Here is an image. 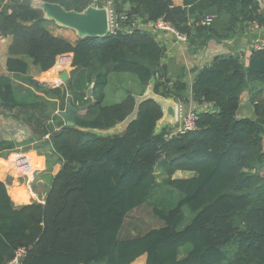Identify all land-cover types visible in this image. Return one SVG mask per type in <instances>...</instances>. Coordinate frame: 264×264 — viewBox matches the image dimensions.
<instances>
[{"label": "trees", "instance_id": "obj_1", "mask_svg": "<svg viewBox=\"0 0 264 264\" xmlns=\"http://www.w3.org/2000/svg\"><path fill=\"white\" fill-rule=\"evenodd\" d=\"M42 1L76 11L93 2ZM108 1L118 15H127L120 18L123 29L73 43L50 33L29 0H0V32L13 36L7 71L0 74V115L14 116L41 137L29 178L17 185L10 175L0 179V264L20 247L27 250L21 264H132L144 254L148 264H264V49L252 51L247 62L239 53L216 55L188 83L169 78L165 46L136 24L162 18L189 41L205 45L214 37L232 39L249 25L264 27V8L257 0H184L183 6L172 0H97V5ZM208 13L215 14L214 22L199 24ZM16 55L29 56L42 71L52 69L44 80L58 82L63 69L70 77L47 86ZM114 72L134 74L139 93L154 78L157 93L187 108L191 102L211 108L197 111V129L174 134L172 126L156 131L161 108L145 101L124 133L103 136L93 130L114 126L135 105L132 91L105 103ZM244 91L255 118L237 117ZM68 103L78 108L74 126L55 113ZM55 117L63 121L58 131L50 123ZM13 147L0 142V150ZM158 166L166 173L161 181ZM177 170L197 175L173 179ZM172 192L181 198L170 207ZM11 195L32 201L17 205ZM145 205L158 225L122 237L127 218Z\"/></svg>", "mask_w": 264, "mask_h": 264}, {"label": "crops", "instance_id": "obj_2", "mask_svg": "<svg viewBox=\"0 0 264 264\" xmlns=\"http://www.w3.org/2000/svg\"><path fill=\"white\" fill-rule=\"evenodd\" d=\"M9 1L10 0H6V2ZM172 1L174 5L177 6L184 5V0H172ZM42 2H43L42 0H29V3L33 7L37 8L42 12L43 17L47 20L45 26L50 33H52L55 36L65 38L73 43L76 42L78 39H80L76 30L62 26L53 19L46 18L43 9L41 8ZM136 24L139 27L143 26L146 30L152 32L156 36V39L165 46L166 54L164 57V61L166 62L168 67L169 78L171 79L182 78L183 80H187L188 83L192 82L195 72L198 71L204 65H208L213 59V57L216 55L225 54L228 52L239 53L242 56L243 61L247 62L250 54L253 51L254 38L261 37L264 40V27L255 28L253 25L246 26L243 31L239 32L232 39L221 41L214 37L211 38L207 44L200 45L197 42H195L196 41L195 39L193 42L179 41L170 32L155 28L153 23L142 24L141 20L138 19L136 20ZM12 43H13L12 35H4L0 32V74L5 73L7 71V61L12 56L10 54V47ZM14 57H18L24 60L25 62H27L29 75L33 76L35 79L39 80L42 83L43 82L49 83L50 85L47 86L56 87L60 85V83L65 84L67 81H62V79L59 77L60 73L63 72L64 70H67L69 72V77H70V71L68 69H63L60 70L58 73V80H59L58 82L48 81L49 79L44 80V75L50 72L52 69L46 72L42 71L40 67L36 66L33 60L27 55H16ZM193 69L194 71H192ZM10 76L12 77L13 75L11 74ZM137 93H139V91H137ZM49 100L50 102L58 101V99L55 98H49ZM188 105L198 112L211 108V106H209L208 104L197 105L191 102ZM66 109L67 108L60 109V107H58L55 113L57 111L58 112L65 111ZM60 117L63 119L61 115ZM237 117L238 118L256 117L254 105L250 101L249 91H244L241 95L240 107L237 112ZM63 121L66 122L64 119ZM63 121L60 120L59 117L58 118L55 117V119L51 120L50 123L53 124L54 128H56L57 126L61 127L60 124ZM32 138L35 141L28 143L29 140H32ZM40 139L41 137L39 136L34 137L30 127L24 125L21 121L14 118V116L0 115V142L6 141V142L14 143L13 148L0 150L1 180H6L7 176L10 175L14 178L13 184L17 185V182L15 181H20L21 179L26 180L29 178L27 173V168L29 166L26 168L25 172L22 173H15L13 171L4 172L7 171L8 169L3 170V168L8 165L7 162L14 155L28 156L29 159L37 160V158L40 156L36 154L34 146L36 145L35 143L38 142ZM24 147H29L30 150L24 152L23 150ZM44 164H46V161H44ZM59 167L60 165L58 164L56 165L55 169L58 170ZM156 175L159 181L163 180L166 177V173L159 166L156 167ZM196 175L197 173L195 171L177 170L173 174L172 178L187 179L194 177ZM12 188L15 189L17 187H12ZM16 193L18 194L17 190ZM11 197L17 205L31 203L32 201L30 198H28V200H20L19 198L16 199V197L12 195ZM132 264H148L147 254L141 255Z\"/></svg>", "mask_w": 264, "mask_h": 264}, {"label": "water", "instance_id": "obj_3", "mask_svg": "<svg viewBox=\"0 0 264 264\" xmlns=\"http://www.w3.org/2000/svg\"><path fill=\"white\" fill-rule=\"evenodd\" d=\"M126 8L128 3L125 4ZM41 8L48 19H53L62 26L76 30L79 38L84 37H104L109 34L108 11L106 7L89 6L83 11L68 10L60 3L46 2L41 3ZM130 27L126 26V30ZM140 29H144L140 26ZM194 38L191 39V42ZM194 71V69L192 70ZM59 77L62 81H67L69 72L64 70ZM155 79L152 78L142 93L133 94L135 105L133 111L122 121L107 129H95L98 134L103 136L120 135L124 133L130 123L134 121L139 113L140 106L143 102L153 100L161 108L162 116L156 124V131H160L167 126H177L179 121V102L174 97L165 96L155 91ZM94 84L87 89V95L91 96ZM78 108L72 103H68L67 109L60 112V115L66 121L67 126L75 125V114Z\"/></svg>", "mask_w": 264, "mask_h": 264}, {"label": "rangeland", "instance_id": "obj_4", "mask_svg": "<svg viewBox=\"0 0 264 264\" xmlns=\"http://www.w3.org/2000/svg\"><path fill=\"white\" fill-rule=\"evenodd\" d=\"M110 82L106 88V99L105 103L113 104L118 101H121L123 97L127 94V91H132L133 94H138L137 91H142L141 85L138 83L137 77L134 74L130 73H111L110 74ZM180 123L178 121V127ZM177 127V126H174ZM176 128H173L175 130ZM24 152L30 150L29 147H24ZM20 152V151H19ZM8 165L3 168V170L8 169L7 171H13L15 173L25 172L26 168L33 164V160L29 159L28 156H20L14 155L7 162ZM262 174H264L263 167L261 168ZM27 180V179H26ZM174 197H172V205L170 207L176 205L177 200L181 198V194L177 192H172ZM189 209L185 208V212L188 213ZM188 223L190 219H192V214H188ZM190 218V219H189ZM157 219L154 217L152 212V207L149 205H145L139 209H136L131 213V215L127 218L126 225L122 230L121 236L133 237L140 235L147 231L148 229L157 226Z\"/></svg>", "mask_w": 264, "mask_h": 264}, {"label": "built area", "instance_id": "obj_5", "mask_svg": "<svg viewBox=\"0 0 264 264\" xmlns=\"http://www.w3.org/2000/svg\"><path fill=\"white\" fill-rule=\"evenodd\" d=\"M261 7H264V0H257ZM90 6L95 7H106L108 11V22H109V33H116L123 29L122 24L120 22V18L126 19L127 15L125 13H122L121 15H118L113 7L112 1H108L106 5L104 6H98L97 0H93ZM215 18V14L208 13L206 14L199 24H202L204 26H210ZM155 28L160 30L169 31L170 33L174 34V36L179 41L188 42L189 38L186 34L181 33L177 29H175L171 24L164 21L162 18L158 19L156 22L153 23ZM255 28H261L258 24L253 25ZM264 49V40L261 37H256L253 40V51H261ZM57 115H60V112H56ZM197 119H198V112L194 110L191 106H188V108L179 102V127H177L175 130H173V133H186L188 131H193L197 129ZM61 127H56L55 131L60 130ZM45 138H49V134L45 136ZM27 250L25 247H20L16 250L15 255L6 263V264H21L23 258L26 256Z\"/></svg>", "mask_w": 264, "mask_h": 264}]
</instances>
